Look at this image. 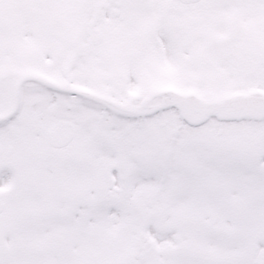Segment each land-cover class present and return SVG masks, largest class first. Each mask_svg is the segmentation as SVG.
<instances>
[{
    "label": "snow or ice",
    "instance_id": "snow-or-ice-1",
    "mask_svg": "<svg viewBox=\"0 0 264 264\" xmlns=\"http://www.w3.org/2000/svg\"><path fill=\"white\" fill-rule=\"evenodd\" d=\"M0 264H264V0H0Z\"/></svg>",
    "mask_w": 264,
    "mask_h": 264
}]
</instances>
